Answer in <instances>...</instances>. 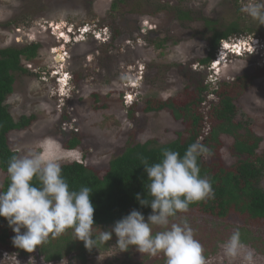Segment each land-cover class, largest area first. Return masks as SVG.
Listing matches in <instances>:
<instances>
[{
	"label": "rangeland",
	"instance_id": "rangeland-1",
	"mask_svg": "<svg viewBox=\"0 0 264 264\" xmlns=\"http://www.w3.org/2000/svg\"><path fill=\"white\" fill-rule=\"evenodd\" d=\"M118 1L0 0V48L40 44L38 56L23 62L29 72L16 74L14 92L6 100L15 120L36 117L31 127L11 133L12 149L23 155L27 148L40 150L43 145L49 158L59 157L61 164L84 162L103 175L110 160L121 155L129 143L154 140L165 144L186 128L167 107L145 111L149 98H158V106L159 101L184 94L189 84L195 89L198 81L208 82L211 90L217 89L220 81L252 74L251 85L238 98L235 120L262 138L263 150L264 56L258 50L242 57L226 51L214 70L201 62L210 53L212 30L207 20L223 29L240 19L241 26L251 31L237 38L255 37L264 44V25L241 12L242 3L248 0H125L116 10L111 9ZM180 9L190 18L180 19ZM87 26L102 35L79 31ZM116 32L119 35L113 38ZM219 55L220 51L216 59ZM56 56L62 60L57 61ZM57 69L68 73L69 84L64 88L53 73ZM132 81L137 82L134 102L125 98ZM208 98L210 103H203L205 113L211 112L217 101L214 94L209 93ZM211 116L209 122L216 124ZM74 137L81 143L70 149L67 145ZM233 143V136L222 135L215 155L205 157L214 170L235 169ZM4 178L0 169V190ZM185 219L205 249L206 264H244L243 253L249 250L254 253V264H264V223L247 227L255 240L243 244L242 255L230 261L223 245L236 229L244 227L235 212L215 218L192 211L172 221ZM111 226L95 227V231ZM162 230L153 226L154 233ZM61 236H70L77 247L64 250L59 259L47 261L39 246L21 252L0 243V264H165L166 260L162 253L155 257L142 254L136 246L121 251L115 233L106 245L83 251L84 242L75 239L73 231ZM59 237L50 238L57 243Z\"/></svg>",
	"mask_w": 264,
	"mask_h": 264
},
{
	"label": "trees",
	"instance_id": "trees-1",
	"mask_svg": "<svg viewBox=\"0 0 264 264\" xmlns=\"http://www.w3.org/2000/svg\"><path fill=\"white\" fill-rule=\"evenodd\" d=\"M124 1L120 0V3ZM117 8L118 2H113L111 9ZM178 12L180 19L190 18L188 12L181 9ZM207 24H211L212 35L210 53L201 59L204 64H209L213 60L223 39L251 31L250 28L241 26L240 19L232 21L223 29L216 28L215 23L210 20H207ZM118 35L116 32L113 38ZM39 48L40 44L34 42L22 47L0 48V169L5 174L1 187L3 191H7L10 183L7 172L8 162L13 155H20L18 151L12 149L10 135L14 131L31 127L36 121L35 116H23L15 120L6 100L14 92L16 74L29 72L23 62L36 58ZM251 81L252 74H241L230 82L220 81L218 88L211 90L208 82L198 81L195 89L189 84L184 94L168 101H159L158 106H155L158 98H149L143 106L145 111H156L167 107L176 119L186 123V128L178 133L177 138L165 144H156L154 140L129 143L121 155L110 160L103 175L84 162L62 163V175L66 178L71 190L79 191L83 186L92 190L91 200L95 206L96 223L94 227L114 225L117 220L128 215L133 209L140 211L147 220V217L152 214V209L150 205L142 206L137 199L138 195L149 202L152 199L147 191L150 181L147 179L142 160L146 158L149 165L158 162L162 158V149L178 151L183 156L192 143L199 141L209 149L208 154L198 158L200 176L210 180L215 196L213 199L190 204L187 212L179 213L178 216L199 211L211 217L226 218L235 212L244 225L239 229L242 244L255 240L247 227L264 223V185L262 184L264 149L261 150L262 138L251 133L241 121L235 120L239 111L238 98L249 88ZM189 91L192 93H188ZM209 93L217 96V101L212 104L211 112L205 113L203 103L207 100ZM192 94L193 97H191ZM183 98L188 99L182 103L180 101ZM211 115L217 121L216 124L209 122L212 119ZM207 127L209 130H206ZM242 130L244 132H241ZM222 135L234 137L232 152L237 158L234 170L225 168L214 170L205 159L206 156L215 155ZM80 143L81 140L74 137L67 146L70 149H76ZM33 183L40 186L38 181L34 180ZM14 235L7 219L0 217V243L15 246L12 242ZM56 242L49 238L47 243L39 246L47 261L59 259L64 250L69 251L77 247V243L70 236H60ZM15 249L21 252L25 250L17 246ZM80 249L83 251L86 248L80 247Z\"/></svg>",
	"mask_w": 264,
	"mask_h": 264
},
{
	"label": "clouds",
	"instance_id": "clouds-1",
	"mask_svg": "<svg viewBox=\"0 0 264 264\" xmlns=\"http://www.w3.org/2000/svg\"><path fill=\"white\" fill-rule=\"evenodd\" d=\"M241 12L264 25V0L242 3ZM79 31L96 37L102 35L89 26ZM242 34L223 39L216 51V55L218 51L220 55L217 59L215 55L207 66L214 70L223 59L221 53L226 51L242 57L244 53L255 55L258 50L264 56V44L255 37L249 40L237 38ZM59 35L63 37L62 33ZM60 72L59 69L53 71L64 88L69 84L68 73ZM136 83H129L132 90L125 95L130 102L135 100L133 91L137 88ZM206 103H210L209 98ZM45 151L43 145L40 150L27 148L23 155H13L8 162L10 183L7 191L0 190V217L7 219L15 233L12 238L15 246L32 252L37 246L47 243L50 237L57 238L71 229L75 239L83 241L85 248L92 250L106 245L115 233L121 251L136 246L140 253L149 256L162 253L166 258L165 264H206L205 249L196 239L195 230L188 221L185 219L177 223L170 219L187 212L190 204L215 196L210 180L200 176L198 158L209 152L202 143H192L183 156L178 151L162 149V158L151 165L146 158L143 159L142 164L150 181L147 191L152 199L149 202L139 195L137 199L142 206L150 205L152 214L146 220L140 211L133 209L109 230L99 233L94 227L92 190L87 186L79 191L71 190L62 175L60 158H49ZM34 180L39 182V187L34 185ZM153 226L163 230L154 233ZM240 237V230L236 229L223 245L224 254L230 261L242 255L244 246ZM242 258L244 264H254L251 250L243 253Z\"/></svg>",
	"mask_w": 264,
	"mask_h": 264
},
{
	"label": "water",
	"instance_id": "water-1",
	"mask_svg": "<svg viewBox=\"0 0 264 264\" xmlns=\"http://www.w3.org/2000/svg\"><path fill=\"white\" fill-rule=\"evenodd\" d=\"M55 59H56L57 61H61L59 56H56Z\"/></svg>",
	"mask_w": 264,
	"mask_h": 264
},
{
	"label": "bare ground",
	"instance_id": "bare-ground-1",
	"mask_svg": "<svg viewBox=\"0 0 264 264\" xmlns=\"http://www.w3.org/2000/svg\"><path fill=\"white\" fill-rule=\"evenodd\" d=\"M57 52H58V50H57ZM60 57V56H59ZM60 60H62V58L60 57ZM221 63H219L217 66H219ZM203 82V81H202Z\"/></svg>",
	"mask_w": 264,
	"mask_h": 264
},
{
	"label": "flooded vegetation",
	"instance_id": "flooded-vegetation-1",
	"mask_svg": "<svg viewBox=\"0 0 264 264\" xmlns=\"http://www.w3.org/2000/svg\"><path fill=\"white\" fill-rule=\"evenodd\" d=\"M118 3H120V0L118 1ZM122 3H120V5H121ZM112 6V5H111Z\"/></svg>",
	"mask_w": 264,
	"mask_h": 264
}]
</instances>
